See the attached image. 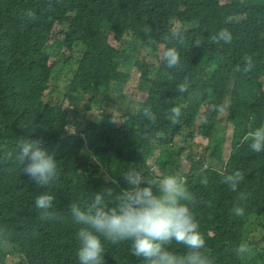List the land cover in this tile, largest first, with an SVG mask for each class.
<instances>
[{"label": "trees", "instance_id": "obj_1", "mask_svg": "<svg viewBox=\"0 0 264 264\" xmlns=\"http://www.w3.org/2000/svg\"><path fill=\"white\" fill-rule=\"evenodd\" d=\"M26 9L35 20L24 17ZM222 30L230 43L211 39ZM173 31L183 34V45ZM127 35L134 38L131 48L149 51V63L135 61L149 89L133 95L135 111L116 117L104 110L94 119L92 101L129 79L112 44ZM48 45L58 49L56 58ZM171 47L180 53L179 68L162 57ZM57 65L70 69L67 105L49 96ZM185 79L189 88L181 93ZM173 107L182 112L176 122ZM262 126L264 0H0V241L25 264H79V226L70 206L83 208L107 188L127 189L122 174L129 171L186 178L205 240L201 252L212 264H264V234L251 240L249 233L258 219L264 228V152L252 151L244 139ZM29 136L41 139L59 165V180L46 188L15 159L20 140ZM183 158L190 167L178 174ZM237 171L244 179L232 191L224 179ZM44 192L54 197L51 211L61 219H40L34 200ZM241 246L247 258L237 253ZM104 248L106 264H144L130 242L104 241ZM167 249L180 256L188 251L175 241Z\"/></svg>", "mask_w": 264, "mask_h": 264}, {"label": "clouds", "instance_id": "obj_2", "mask_svg": "<svg viewBox=\"0 0 264 264\" xmlns=\"http://www.w3.org/2000/svg\"><path fill=\"white\" fill-rule=\"evenodd\" d=\"M23 15L28 20L36 19L32 9H26ZM172 38L177 44L183 45L181 32L173 31ZM211 39L230 43L231 34L222 30ZM194 47H200L199 40L195 41ZM162 57L169 68L180 67L177 47L166 48ZM188 88L187 79L178 85L181 93ZM143 114L155 123L156 116L150 108H145ZM181 115L180 107L171 108L170 119L173 122ZM244 139L251 141L252 151L264 152V126L249 131ZM42 143L41 139H33L31 136L22 138L15 159L23 174L34 180L39 187L46 188L59 180L60 172L56 157L42 148ZM122 177L129 185L127 189L117 193L107 188L94 194L91 203L83 208L75 203L70 206L71 219L79 226L76 233L79 264H106L104 241L112 244L130 242L132 255L141 258L144 264H212V260L201 252L205 240L192 211L196 199L188 190L184 176H145L137 171H129L123 173ZM243 179V173L237 171L226 176L224 182L235 191ZM202 183H207L206 179ZM113 202L114 206H110ZM34 203L42 212L41 220L61 219L51 211L54 203L52 195L44 192L35 197ZM234 211L237 216L244 214V209L240 207ZM2 232L0 230V234ZM173 241L188 249L187 254L180 256L169 251L167 246ZM245 251L246 246L237 249L238 254Z\"/></svg>", "mask_w": 264, "mask_h": 264}, {"label": "rangeland", "instance_id": "obj_3", "mask_svg": "<svg viewBox=\"0 0 264 264\" xmlns=\"http://www.w3.org/2000/svg\"><path fill=\"white\" fill-rule=\"evenodd\" d=\"M133 39L134 38L131 35H127L122 42L112 41V44L117 49L121 50L119 56L121 57V60L124 61L123 70L128 73L129 79L125 86L113 87L107 96L104 98H97L92 101L90 115L91 117H94V119H102L105 116L103 113L104 110L116 117L121 116L127 110L135 111L137 109V102H135L136 100L134 99L135 95H144L149 89L150 84L141 78L142 73L135 65V61L139 59L145 63H149L151 57L146 52L148 51L147 49L141 50L137 48H131L130 46L132 45ZM122 50H125L126 53H123ZM47 51L51 56H53V58H56L58 55V49L52 45H48ZM160 51L161 50L159 49L158 53H160ZM55 70L56 72L54 73L51 81V88L49 89V96H51L54 100L57 97H62L65 105H67L68 100L65 98V96L68 93L67 76L70 73V69L68 66L57 65ZM67 130L68 132L75 131V129L70 126L67 128ZM231 133L232 126L229 124L227 128L226 140H230ZM158 153L159 151H157V154ZM224 159H226V156ZM154 167L156 172H159L157 166L154 165ZM189 167L190 162L186 158H183L181 161L180 170L177 171V173L180 174L181 172H186L188 171ZM260 224L262 223L259 219L257 222L253 223L251 228L252 232H249L251 240H259L262 234H264V228ZM244 255L247 258V251L244 252ZM0 262L5 264H19V262L20 264H25L23 256L13 252L12 245L6 241H0Z\"/></svg>", "mask_w": 264, "mask_h": 264}]
</instances>
